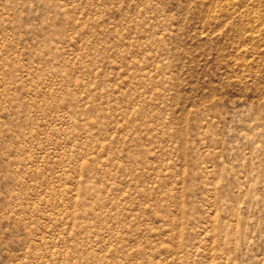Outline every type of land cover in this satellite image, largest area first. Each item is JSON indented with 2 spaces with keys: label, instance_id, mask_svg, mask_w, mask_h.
Wrapping results in <instances>:
<instances>
[{
  "label": "rangeland",
  "instance_id": "obj_1",
  "mask_svg": "<svg viewBox=\"0 0 264 264\" xmlns=\"http://www.w3.org/2000/svg\"><path fill=\"white\" fill-rule=\"evenodd\" d=\"M0 264H264V0H0Z\"/></svg>",
  "mask_w": 264,
  "mask_h": 264
}]
</instances>
